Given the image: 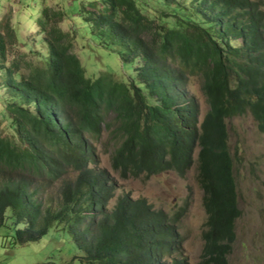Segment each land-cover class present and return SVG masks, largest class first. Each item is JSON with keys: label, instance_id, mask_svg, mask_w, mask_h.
<instances>
[{"label": "trees", "instance_id": "trees-1", "mask_svg": "<svg viewBox=\"0 0 264 264\" xmlns=\"http://www.w3.org/2000/svg\"><path fill=\"white\" fill-rule=\"evenodd\" d=\"M195 3L211 13L207 27L162 22L171 17L163 8L174 13L180 0H81L77 15L98 44L118 47L122 61L137 59L126 81L108 70L84 75L60 26L63 9L43 6L35 19L45 54L33 46L10 59L18 28L0 16V227L9 217L22 223L13 243L36 241L60 222L82 249L80 263L189 264L175 256L183 209L170 215L128 192L108 208L115 183L99 152L119 177L148 178L185 176L197 150L207 214L198 264L228 263L239 208L225 119L250 113L264 133V8L262 0ZM161 6L158 22L149 13ZM194 76L207 105L201 121L187 89ZM52 188L60 198H42Z\"/></svg>", "mask_w": 264, "mask_h": 264}, {"label": "rangeland", "instance_id": "rangeland-1", "mask_svg": "<svg viewBox=\"0 0 264 264\" xmlns=\"http://www.w3.org/2000/svg\"><path fill=\"white\" fill-rule=\"evenodd\" d=\"M193 1L180 0L181 6L175 9L174 13L171 6L164 7L163 10L171 16L169 18L163 19L164 16L160 13L162 6L153 8L149 14L155 16L158 22L163 19L162 22L168 26L175 25L173 20H190L207 27L212 22L211 13L196 3L192 5ZM262 1L264 8V0ZM80 4L81 0H0V16L4 12L9 15L7 17L10 22L18 28L17 36L20 40L8 48V59L33 46L45 54V45L35 34V19L39 10L47 6L64 10L66 15L60 26L72 37V52L83 66L86 77H96L99 70H108L122 81L133 77V67L137 59L122 61L118 47L110 44L105 47L99 45L96 37L88 33L86 24L77 15V7ZM148 4L154 6L155 0H148ZM186 5L187 7H184ZM192 13L194 14L191 15ZM201 80L197 76L189 77L187 86L189 93L199 102V121L203 119L207 109L201 91ZM225 126L226 144L232 161L236 205L239 208V215L234 219V240L227 254V264H264V133L257 129V123L250 113L226 118ZM101 129L104 140H107L109 135L102 126ZM194 157L195 162L183 177L175 170H169L148 178H121L112 170L108 154L101 150L99 152V165L106 168L115 183L108 208L113 205L119 194L128 192L131 198L143 197L156 210L170 215L183 209L177 228L182 236L181 246L175 256H187L189 264H198L200 259L203 242L201 232L207 216L202 205L203 191L197 181V150ZM42 198L56 201L60 194L56 188H52L47 190ZM21 226L22 223L15 225L9 217L0 227V264H85L80 263L82 249L72 240L66 223L54 222L36 241L13 243L14 228ZM164 257L168 258V255Z\"/></svg>", "mask_w": 264, "mask_h": 264}]
</instances>
